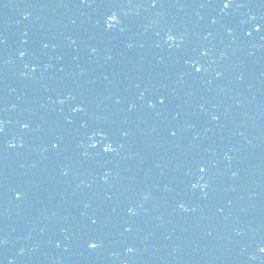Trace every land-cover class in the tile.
Segmentation results:
<instances>
[{"label":"water","instance_id":"95a60500","mask_svg":"<svg viewBox=\"0 0 264 264\" xmlns=\"http://www.w3.org/2000/svg\"><path fill=\"white\" fill-rule=\"evenodd\" d=\"M222 4L0 0V264H264V13Z\"/></svg>","mask_w":264,"mask_h":264},{"label":"snow or ice","instance_id":"6c2138e0","mask_svg":"<svg viewBox=\"0 0 264 264\" xmlns=\"http://www.w3.org/2000/svg\"><path fill=\"white\" fill-rule=\"evenodd\" d=\"M231 6H232L231 0H223L222 7L228 8V7H231ZM109 20L110 21H114V20H116V17L114 15L113 16H110L109 17ZM257 27L259 28L260 25H257ZM170 39H174V37L170 36ZM22 55H23V53H22ZM105 150L106 151H111L112 150L111 145L110 144L106 145L105 146ZM182 207H183V205H182ZM90 246L93 247V248H95L97 245L95 243H92ZM129 251H131V249H129Z\"/></svg>","mask_w":264,"mask_h":264},{"label":"clouds","instance_id":"9594fccd","mask_svg":"<svg viewBox=\"0 0 264 264\" xmlns=\"http://www.w3.org/2000/svg\"><path fill=\"white\" fill-rule=\"evenodd\" d=\"M115 16V15H114ZM170 39V36L168 37ZM22 54V53H21ZM261 251H264V248L261 249Z\"/></svg>","mask_w":264,"mask_h":264}]
</instances>
